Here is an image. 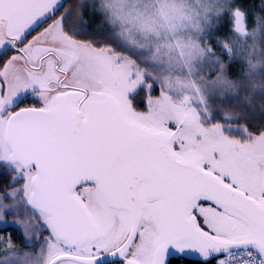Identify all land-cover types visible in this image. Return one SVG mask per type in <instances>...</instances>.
<instances>
[{
	"label": "snow or ice",
	"instance_id": "6c2138e0",
	"mask_svg": "<svg viewBox=\"0 0 264 264\" xmlns=\"http://www.w3.org/2000/svg\"><path fill=\"white\" fill-rule=\"evenodd\" d=\"M26 7L0 0V264H264V110L233 135L212 110L223 101L195 85L174 99L167 79L76 38L64 17L41 39L48 29L9 15ZM114 14L191 71L203 39L183 33L209 15V45L221 28L243 33L264 0H220L204 17L176 0H118Z\"/></svg>",
	"mask_w": 264,
	"mask_h": 264
},
{
	"label": "trees",
	"instance_id": "16d2710c",
	"mask_svg": "<svg viewBox=\"0 0 264 264\" xmlns=\"http://www.w3.org/2000/svg\"><path fill=\"white\" fill-rule=\"evenodd\" d=\"M218 2L220 3V0ZM238 3L246 11H252L257 0H238ZM81 6L85 7L88 15H81L79 12ZM105 14L107 13L102 11L95 0H62L52 16L39 27L46 29L51 20L64 17V27L73 36L78 39H90L97 46L110 45L127 53L137 61L141 69L149 66L152 73L157 76L156 84L164 85L165 79L162 77L164 68L161 63L153 61L151 64L146 53L133 51L134 48L129 46L125 38H121L113 29L114 26L110 24ZM212 18L211 23L202 29L197 41L203 39L200 47L204 51L199 54L196 66L194 65L191 70L197 72L198 83L200 80V84L206 87L207 100L223 101L216 103L212 110L218 118L226 117V123L233 124L231 133L236 135L237 121L244 122L250 115L264 110V18L258 23L250 19L245 37L229 32L227 27L221 28L218 40L209 45L206 34L216 27L215 17ZM225 51L229 52L230 56L224 55ZM165 71L169 70L166 68ZM188 72L191 73L189 70L184 73ZM223 82H228L232 86L227 87ZM164 87L166 90V85ZM201 95L203 96V93ZM13 238L17 246L23 244V238L18 234L13 235Z\"/></svg>",
	"mask_w": 264,
	"mask_h": 264
},
{
	"label": "rangeland",
	"instance_id": "374dc122",
	"mask_svg": "<svg viewBox=\"0 0 264 264\" xmlns=\"http://www.w3.org/2000/svg\"><path fill=\"white\" fill-rule=\"evenodd\" d=\"M95 2L101 6L102 11L104 13H107L105 14V16L107 17L110 24L112 23L111 25L114 26L113 29L121 38H125L124 40L129 43V46L134 48L133 51L138 53H146L148 55L147 60L151 64L153 61L158 64L161 63L162 67L164 68L163 72L161 71L162 77L164 79H167L168 84L171 86L168 87L166 85V91L171 97L176 100H180L183 99L185 96H196V91L193 88V85H195V88L199 89V94L201 95L203 93V96L207 100V89L204 84H200V80L198 83L196 78L197 72H192L191 70V73H184L185 71L189 70V68L183 61H181L177 57L165 58L162 53H157L155 51L156 47L159 44L158 41L151 38H146L145 35L138 31L136 28H132L121 23V21L114 14V9L118 7V0H95ZM150 2L151 0H122V6L125 9H132L135 7L144 8ZM176 2L183 4L186 8L194 9L197 15L200 17H204L206 13L213 12L216 4L218 5L219 3L218 0H199V4H197L196 0H176ZM212 17V15H209L207 17V24L204 22V20H201L202 29L209 23H211L210 20L213 19ZM46 29H48V32L43 34L41 36V39L47 38L49 40H53L55 37L59 36L60 19L57 18L55 20H51ZM200 34L201 32H198L197 30L193 29L189 32L183 33L182 35L183 39L185 40L193 39L198 41ZM198 56L194 60L192 67L196 64ZM166 68L167 70H169L168 72L165 71ZM142 70H144L148 75L154 77L156 80L157 76L152 73V70H150L149 66L148 68H142ZM164 76H167L168 78ZM194 106L197 108L201 107L195 101ZM230 131L232 132V129H230ZM12 239L15 241L13 237Z\"/></svg>",
	"mask_w": 264,
	"mask_h": 264
},
{
	"label": "water",
	"instance_id": "95a60500",
	"mask_svg": "<svg viewBox=\"0 0 264 264\" xmlns=\"http://www.w3.org/2000/svg\"><path fill=\"white\" fill-rule=\"evenodd\" d=\"M61 1L62 0H25L26 3L34 4L36 7L14 9L9 15L19 19H25L29 26H34L37 23L40 25L52 16ZM237 35L245 37L247 35V29L243 33Z\"/></svg>",
	"mask_w": 264,
	"mask_h": 264
}]
</instances>
